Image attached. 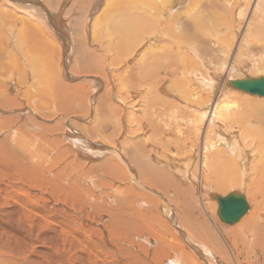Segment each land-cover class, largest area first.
<instances>
[{"label":"bare ground","instance_id":"obj_1","mask_svg":"<svg viewBox=\"0 0 264 264\" xmlns=\"http://www.w3.org/2000/svg\"><path fill=\"white\" fill-rule=\"evenodd\" d=\"M261 73L264 0H0V264H264Z\"/></svg>","mask_w":264,"mask_h":264},{"label":"water","instance_id":"obj_2","mask_svg":"<svg viewBox=\"0 0 264 264\" xmlns=\"http://www.w3.org/2000/svg\"><path fill=\"white\" fill-rule=\"evenodd\" d=\"M232 84L249 93L264 96V77L233 81ZM218 199L220 216H225L223 219L227 222L238 221L247 211L244 198L240 194L234 192L224 197L219 195Z\"/></svg>","mask_w":264,"mask_h":264},{"label":"rangeland","instance_id":"obj_3","mask_svg":"<svg viewBox=\"0 0 264 264\" xmlns=\"http://www.w3.org/2000/svg\"><path fill=\"white\" fill-rule=\"evenodd\" d=\"M261 74H262V76L264 75V73H261ZM258 75H259V74H258ZM248 94H249V93H248ZM250 95H251V94H250ZM254 96H256V95H254ZM259 97H260V96H259ZM262 98H264V97H262ZM142 100H143V99H142ZM13 114H14V113H10V115H13ZM8 115H9V114H8ZM0 166H12V165H9V164H5V165H4V164H2V163L0 162ZM20 166H22V165H20ZM3 237H4V239L10 238L9 234H7V233H5ZM11 241H13V239L10 238V242H11ZM13 245H14V243H13ZM13 245L11 246V248H12V247H16V246H17V242L15 243V246H13ZM16 248H17V247H16Z\"/></svg>","mask_w":264,"mask_h":264}]
</instances>
